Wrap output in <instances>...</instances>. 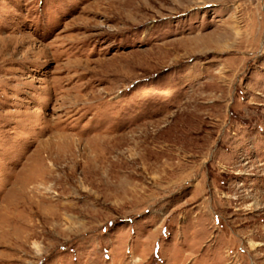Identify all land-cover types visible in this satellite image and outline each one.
<instances>
[{
    "label": "rangeland",
    "instance_id": "obj_1",
    "mask_svg": "<svg viewBox=\"0 0 264 264\" xmlns=\"http://www.w3.org/2000/svg\"><path fill=\"white\" fill-rule=\"evenodd\" d=\"M0 264H264V0H0Z\"/></svg>",
    "mask_w": 264,
    "mask_h": 264
}]
</instances>
